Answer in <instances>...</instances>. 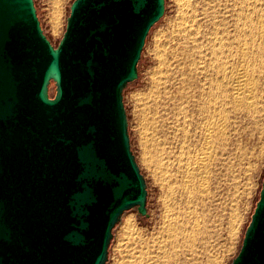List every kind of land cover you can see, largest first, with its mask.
Wrapping results in <instances>:
<instances>
[{
	"label": "water",
	"instance_id": "1",
	"mask_svg": "<svg viewBox=\"0 0 264 264\" xmlns=\"http://www.w3.org/2000/svg\"><path fill=\"white\" fill-rule=\"evenodd\" d=\"M165 0H72L57 44L34 0H0V264H106L148 217L123 92ZM229 264H264V177Z\"/></svg>",
	"mask_w": 264,
	"mask_h": 264
},
{
	"label": "rangeland",
	"instance_id": "2",
	"mask_svg": "<svg viewBox=\"0 0 264 264\" xmlns=\"http://www.w3.org/2000/svg\"><path fill=\"white\" fill-rule=\"evenodd\" d=\"M223 1L225 0H165L164 14L162 18L158 21V23H156L151 28L146 38L145 45L141 53V58L137 66L138 77L136 81L130 83L125 88L123 92V103L127 115L130 148L135 156V160L146 182V207L148 217H140L134 209H131L123 214L121 221L113 230V238L109 246L108 261L106 264H212L211 260L209 259L214 258V256L215 258H217L216 264H229L240 248L243 232L250 220V216L253 212L255 202L258 199L261 180L264 177V131H260L264 130V127L259 130V132L262 134L261 136H263L260 139L261 141H259V139L255 137L257 136V134L255 136L247 134V132L251 133V128H249V126H245V123L238 124V129L240 127V129L238 130V137H241L240 139H238L241 141V143L239 141L240 148L239 150L236 149L234 151L235 160L232 161L235 165L236 163L241 161L238 166L240 175L239 181L241 185H244V187L246 186V183H248L247 190L249 191V193L248 195L245 194L246 196H242V198L239 199L238 220L240 219V221L237 225V229H235L234 231L235 233L233 232V236L232 234H228L229 232L227 228L224 227L225 225L222 226V229H220V227H217V229L219 228L218 236H215L213 234V231L216 229L215 227L208 228L207 234L205 233L202 236L200 235V232L196 230L198 228H196L198 216H196L197 214L194 210V196H191L193 193L190 192L189 189L185 186L183 189L181 188V190L180 188H177L176 185H170V183L173 184V182L170 181H173L174 177L172 175L173 168L172 172L171 170H169V168L171 169L173 165H170L171 161L167 159L166 151L168 150V146H166L167 144H164L163 140L161 139L162 124H164L162 118L164 119L167 116V114L165 113L173 105V93L176 92L175 89H177V86H179L180 84L178 77H181V73L188 72V70H190L191 68H197L199 66H202L201 64H203L200 61L201 59H199L198 54H196L192 59L186 60L187 47L195 45L196 43H194L193 39H197L196 42H199L200 46L203 48V52H205L206 47L208 46L207 44L209 43V40H207L206 38L211 39L214 36L212 33L213 31L210 28L206 27L207 20L206 18H203L205 16L203 11L201 10L202 7L205 5H207V7L209 8L213 6L215 10H218V6L220 4L219 10L215 13L216 16L219 17L223 15L222 17H219V19L227 20L228 28L233 27L234 18L232 16V12H230V10L228 9H232L231 11L234 12V7L235 9L239 7V5L234 6V4L236 5V3L241 1ZM234 1L236 3H234ZM71 2L72 0H34L37 14L44 29V32L47 34L53 44H57L58 40L62 36V33L65 28L66 17L69 12V5ZM225 6L226 8L228 7L227 10H225ZM230 6L233 8H231ZM182 10L190 12L189 14L185 13V15L183 16ZM222 10L228 13L223 14ZM217 12L222 14H218ZM229 15H231L232 17H230ZM203 19L206 21H204ZM179 27L180 29H178ZM188 27L190 29H188ZM193 33H195L194 36ZM171 35H178L179 37H172ZM201 41L206 42H202L203 45H201ZM163 46H165V49H163L164 53L161 52ZM164 54H166L165 57ZM163 68H165V70ZM166 69H168V72L166 71ZM160 77L163 78L165 83L161 81L162 85L158 87L159 85L156 86V80H159ZM162 86L165 87H163L164 90ZM153 87L158 89L159 91L157 90V92L156 89H154ZM151 97L156 100L152 99ZM142 108H144L143 110L147 109L148 111L146 110V112H143ZM187 109L189 113L191 111V108L188 107ZM142 114H145L146 117H144V115L142 116ZM151 115L156 118L151 117ZM148 123L152 124V126L157 125L155 128L157 129L158 134H149L150 124ZM235 126L234 124L230 123V128ZM256 133H258V131ZM144 135H146L145 139L147 140L148 138L152 139L153 137H155L153 138L155 147L151 148V152L153 151L152 153H154L152 155H155L158 158H162L163 161L160 160V162L163 165H155L153 163L151 164L145 161L147 159L146 157L149 156V153H147L149 146L147 147L144 145L147 141L144 139ZM142 140L145 143H141ZM160 145L162 146L159 147ZM142 151L144 153H142ZM145 153H147V155H145ZM241 153L245 156L240 157L239 155H241ZM237 156L239 157L237 158ZM224 157L228 158V156ZM164 158L167 160H164ZM144 161L145 163H143ZM147 164L151 165L149 166ZM165 165H168V167L166 168L167 170L165 169ZM219 169L221 170L222 167ZM219 169L218 171H220ZM245 169H247L248 171ZM220 177L221 176H219L216 180H207L210 185H208L206 181H204L203 183L201 182L202 185H198L204 186V189H208L209 192L212 190L213 193L217 192L214 190H217L219 187L220 188L218 189V191L222 190L223 185L229 182L225 178L220 179ZM218 179L220 180L218 181ZM216 181L217 184L215 183ZM212 182H214V184ZM197 183H199V180ZM214 185H217V187L214 188ZM169 187L175 188L171 190ZM168 188L170 189V191L168 190ZM185 189L188 191H186ZM174 190L178 192H175ZM179 190L184 192H181ZM192 208L194 209L192 210ZM172 223H176L180 227V229H182V232H185L188 229L187 231L191 230L190 233H192L194 232V230H196L194 233V237L197 239L202 237L204 238V240L206 241L207 252L203 251L198 244H196V246L194 247V251L190 253L192 255H189V253L186 251L181 252L184 256L181 253L174 255L175 252H167L171 249L169 246L172 240L170 239L171 237L169 236V231L165 229H168V227ZM193 224L195 227L193 226ZM192 227L194 228L192 229ZM190 233L187 232L186 234L189 235ZM163 243L165 244V247ZM165 248L167 251L165 250L164 252ZM185 257H189L190 259H185ZM182 258L185 260H190L191 263H189V261H186L188 263H185V260L183 261Z\"/></svg>",
	"mask_w": 264,
	"mask_h": 264
},
{
	"label": "bare ground",
	"instance_id": "3",
	"mask_svg": "<svg viewBox=\"0 0 264 264\" xmlns=\"http://www.w3.org/2000/svg\"><path fill=\"white\" fill-rule=\"evenodd\" d=\"M238 1L241 2L236 3L234 1V3H236L234 6L239 5L236 9L234 7V12L231 11L232 9H228V7L226 8L225 6V10H230L234 18V24L231 23L233 24L232 28H228L227 20L219 19V17H222L223 15L219 17L216 16L215 13L219 10L220 4L218 6V10H215L213 6L210 8L207 7V5L202 7L201 10L205 16L202 17L206 18L207 21L203 20L207 22L206 27L213 31L212 33L214 36L212 35L213 37L211 36V39L206 38L207 36L205 37L209 40L205 52H203V48L200 46L199 42H196L197 39H193L194 43H196L195 45L187 47L186 60H190L198 54L199 59H201L200 61L203 64L197 68H191L188 72L181 73V77H178L180 84L177 86V89H175L176 92L173 93V105L165 113L167 116L164 119L162 118L164 124H162V130L160 129L162 134L161 139L164 144H167L166 146H168V150L166 151L167 159L171 161L170 165H173L171 169L169 168L171 172L173 168L172 175L174 177V180L170 181L173 182V184L170 183V185H176L177 188L180 189H183L185 186L193 193L192 195L190 194L192 197L194 196V199L192 198L194 202H192L194 203L195 209L192 208V210L194 209L197 214L196 216H198L196 222L197 224H195L196 228L198 227L196 230L200 232L201 236L205 233L207 234V229L211 227L216 228L213 231V234L218 236L219 228L217 229V227L222 229L223 225L227 228L229 232L228 234H232L233 236L240 221V219L238 220L239 199L242 198V196H246L245 194L248 195L249 191L247 190L248 183H246V186L244 187V185H241L239 181L240 175L238 166L241 161L239 160L240 162L236 163V165L233 164L232 161L235 160L234 151L236 149L239 150L240 148L239 139L241 137H238V130L240 129V127L238 129V124L245 123L246 125H243L249 126V128H251V133L247 132V134H250L251 136H255L257 134L255 137L258 138L259 141H261L260 139L263 137L261 136L262 134L259 130L264 127V0ZM222 11L223 14L228 13L224 12V10ZM189 12L190 11L186 12L184 10L182 15L184 16L185 13L189 14ZM229 16L232 17L231 15ZM178 29H180V27ZM188 29L190 28L188 27ZM194 34L195 33H193V36ZM202 42L203 41L200 42L201 45H203ZM163 47L162 51H160L164 53L163 49H165V46ZM165 55L166 54H164V57ZM163 69L165 70V68ZM167 70L168 69H166V71ZM161 81L164 82L162 77H160L159 80H156L157 85H155H159L158 87H160L162 85ZM163 87L164 86H162V88ZM157 90L158 89H156V91ZM188 107L191 108L189 113L187 109ZM143 109L144 108H142V110ZM146 110H143V112H146ZM143 115L146 117L145 114H142V116ZM151 117L154 116L151 115ZM230 123L236 126L230 128ZM156 126L157 125L152 126V124H150L149 134L154 135L157 133V129L155 128ZM257 131L258 133H256ZM145 136L146 135H144V139ZM153 138H148V140L145 139L147 141L144 145L147 147L149 146L147 152L149 153V156H147V159L145 158L146 160H144L147 163L163 165L160 162V160L163 161L161 157H159L161 158L159 159L155 155H152L154 153H152L153 151L151 152V148L155 147ZM141 143L145 142L142 140ZM161 146L162 145L159 147ZM142 153L144 152L142 151ZM147 153H145V155H147ZM224 156H228V158ZM239 156L243 157L245 155L241 153ZM239 156H237V158ZM167 159L164 158V160ZM145 161L143 163H145ZM151 164L147 165L150 166ZM167 167L168 165H165V169ZM221 167L222 169L220 170L219 168ZM218 169L220 171H218ZM219 176L222 177H220V179L225 178L229 181L223 185V188L221 185L222 190L218 191L219 187L217 190H214L217 192L213 193V190L209 192L208 189L205 188V190L204 186H201L204 181L207 182V180L209 181L211 179L216 180ZM220 179H218V181ZM198 180L199 183H197ZM212 183L214 184V182ZM215 183L217 184V181ZM198 184L201 185L199 186ZM208 185L210 184L208 183ZM215 187H217V185H214V188ZM169 188L171 190L173 189L171 187ZM169 188L168 190L170 191ZM174 191L178 192L176 190ZM176 223H172L170 226L168 225V229H165L169 231V236L172 241L169 246L171 249L167 251L165 248L164 252L165 250L167 252L172 251L175 252L174 255H177L182 251H186L189 255H192L190 253L194 251L196 244H198L203 251L207 252L206 241L204 238L202 237L197 239L194 237L196 230L192 233H190L191 230L187 231L188 229L185 232H182V229H180L177 225L178 223ZM194 227H192V229ZM187 232L190 234L187 235ZM163 245L165 247L164 243ZM188 258L185 257V259ZM185 259H183V261ZM216 259L217 258L214 256V258L209 260H211L212 264H216ZM186 261L191 263L190 260H185V263H188Z\"/></svg>",
	"mask_w": 264,
	"mask_h": 264
},
{
	"label": "trees",
	"instance_id": "4",
	"mask_svg": "<svg viewBox=\"0 0 264 264\" xmlns=\"http://www.w3.org/2000/svg\"><path fill=\"white\" fill-rule=\"evenodd\" d=\"M138 64H139V63H138ZM129 84H130V83H129ZM129 84H128V85H129ZM128 85H127V86H128ZM127 86H126V87H127ZM115 227H116V226H115ZM111 242H112V241H111ZM110 244H111V243H110Z\"/></svg>",
	"mask_w": 264,
	"mask_h": 264
}]
</instances>
